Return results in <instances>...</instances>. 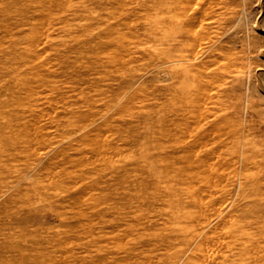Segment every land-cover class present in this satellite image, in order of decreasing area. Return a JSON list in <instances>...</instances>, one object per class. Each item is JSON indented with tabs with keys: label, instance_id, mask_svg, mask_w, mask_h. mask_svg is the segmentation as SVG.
<instances>
[{
	"label": "rangeland",
	"instance_id": "obj_1",
	"mask_svg": "<svg viewBox=\"0 0 264 264\" xmlns=\"http://www.w3.org/2000/svg\"><path fill=\"white\" fill-rule=\"evenodd\" d=\"M163 1L166 28L161 0H0V264H243L238 209L264 225V0Z\"/></svg>",
	"mask_w": 264,
	"mask_h": 264
},
{
	"label": "bare ground",
	"instance_id": "obj_2",
	"mask_svg": "<svg viewBox=\"0 0 264 264\" xmlns=\"http://www.w3.org/2000/svg\"><path fill=\"white\" fill-rule=\"evenodd\" d=\"M195 1H198V0H195ZM191 2V1H190ZM214 2V1H213ZM196 3H198V2H196ZM210 3V2H209ZM159 7H158V11H159V14H161V19H159V25L161 26V27H163V28H166L168 25H169V22L171 21L170 20V18H167V16L165 15L166 14V10L168 9L167 7H169V5H167V4H165L164 3V1L163 0H161V2H159ZM192 4V3H191ZM199 4V3H198ZM198 4H196L197 6H198ZM202 4H205V3H202ZM211 4V3H210ZM206 5V4H205ZM209 5V4H208ZM212 5H214V4H212ZM215 5H216V3H215ZM214 5V6H215ZM194 6H195V3H194ZM193 6V7H194ZM202 6V5H201ZM201 6H198L199 8L201 7ZM213 6V7H214ZM215 8V7H214ZM201 9H203V6H202V8ZM209 9V8H208ZM207 10V9H206ZM205 10V11H206ZM217 10H218V8H217ZM217 10L215 9H213L212 11H215V12H217ZM204 11V10H203ZM208 11V10H207ZM211 10H209L208 11V14H211V12H210ZM220 11V10H219ZM202 12V11H201ZM210 12V13H209ZM189 13V12H188ZM204 13V12H203ZM202 13V14H203ZM206 15H207V13H205ZM201 15V14H200ZM204 15V14H203ZM205 15V16H206ZM199 16V15H198ZM204 16V17H205ZM201 17V16H200ZM204 17H202V18H200L201 20L202 19H204ZM212 17V16H211ZM199 18V17H198ZM207 18V16L205 17V19ZM214 18V17H213ZM204 19V20H205ZM208 19V18H207ZM203 22V21H202ZM207 22H208V20H207ZM194 23V22H193ZM196 23V22H195ZM198 23V22H197ZM200 23V22H199ZM198 23V24H199ZM200 25V24H199ZM207 28V27H206ZM207 29H209V28H207ZM194 32V31H193ZM170 33H172V32H170ZM172 35H173V33H172ZM172 35H170V36H172ZM193 35H194V33H193ZM197 46H199L198 45V43H197ZM201 46V45H200ZM197 48V47H196ZM195 48V49H196ZM198 49V48H197ZM196 49V50H197ZM190 49L189 48H185V51H184V53H182L181 55H177V58H173V56H172V58L174 59V63H176V64H178V63H188V64H190V62L191 61H193V59H195V58H193V56L194 55H196L195 53L193 54V55H191L190 54V51H189ZM170 52V51H169ZM173 52H176V51H173ZM170 56V55H169ZM170 56V57H171ZM207 58V57H206ZM166 60V59H165ZM172 60V59H171ZM204 60H206V59H204ZM207 61V60H206ZM202 62H205V61H203L202 60ZM168 63V60H166V62H164V64H167ZM177 70H179V69H177ZM162 73V72H161ZM184 76V75H183ZM210 76V75H209ZM226 76V75H225ZM211 77V76H210ZM185 78H187V77H185ZM183 79V78H182ZM181 79V80H182ZM184 81L186 80V79H183ZM182 80V81H183ZM179 82V81H178ZM225 82V81H224ZM98 83V82H97ZM188 83H190V82H188ZM134 85V84H133ZM229 85V84H228ZM168 86H170V85H168ZM186 86H188L189 87V84L188 85H186ZM212 86V85H211ZM210 86V87H211ZM222 86H224L223 85V83H222ZM226 86V85H225ZM207 87V86H206ZM209 87V85H208V89L210 88ZM212 88V87H211ZM218 88V87H217ZM220 88H221V86H220ZM202 89V88H201ZM207 89V88H206ZM212 89H214V88H212ZM219 89V88H218ZM218 89H216V90H218ZM130 90V89H129ZM191 90V89H190ZM210 91H211V89H209ZM213 91H215V89L213 90ZM212 91V92H213ZM188 93H191V91L190 92H188ZM208 93V92H207ZM206 94V93H205ZM204 94V95H205ZM229 94V93H228ZM201 95H202V93H201ZM208 95H210V94H208ZM203 96V95H202ZM215 96V95H214ZM206 97V96H205ZM217 97V96H216ZM219 98H221V97H219ZM224 98H225V96H224ZM202 99V98H201ZM204 99V98H203ZM205 99H207V98H205ZM211 99V98H210ZM216 99H218V98H216ZM208 100V99H207ZM207 100H206V103H208L207 102ZM225 100V99H224ZM210 101V100H209ZM220 101V100H219ZM199 103H203V101L202 100H200V102H198L197 103V106L199 105ZM194 105H196L195 103H193V102H191V104L189 105V106H186L187 108H189L190 106L191 107H193ZM203 106V105H202ZM206 106V105H205ZM204 107V106H203ZM187 108H183L184 110H183V113L184 114H186L187 113ZM199 108V107H198ZM226 108V107H225ZM200 109V108H199ZM224 111V110H223ZM224 113V112H223ZM226 113V112H225ZM206 114H208V113H206ZM212 114V113H211ZM222 114V113H221ZM209 115H210V113H209ZM208 115V116H209ZM216 115V114H215ZM207 116V115H206ZM212 116H210L209 118H211ZM215 117V116H214ZM208 120V119H207ZM210 120V119H209ZM204 125V124H203ZM211 131V130H210ZM210 133V132H209ZM208 133V134H209ZM245 135V134H244ZM245 137V136H244ZM246 139H247V137H246ZM245 139V141L246 142H248L249 143V141L251 142V140H249V141H247ZM234 142V141H233ZM232 142V143H233ZM243 142V141H242ZM231 143V144H232ZM244 143V142H243ZM243 143H241V145L243 144ZM232 145H235V144H232ZM237 145V144H236ZM235 145V146H236ZM213 146V145H212ZM238 146V145H237ZM214 147V146H213ZM212 147V148H213ZM238 147H240V146H238ZM238 147H236V148H238ZM242 147V146H241ZM238 149H241V148H238ZM213 150H215L214 148H213ZM233 150H234V148H233ZM237 150V149H236ZM236 150H234V151H236ZM241 150H243V149H241ZM241 150H239V151H241ZM205 151V150H204ZM211 152H212V150H210ZM231 152H232V149L230 150ZM229 151V152H230ZM244 151V150H243ZM234 154H235V152H234ZM202 155V154H201ZM236 155V154H235ZM238 156H239V154H238ZM233 160V159H232ZM243 168H245V167H243ZM242 178H244L243 180H239V183H237V188L236 189H238V192H237V194L239 195V197H238V200L240 201L241 199H243V197H244V199L247 197V195L246 196H244L243 194H241L240 193V188H245V186H246V183H247V178H245V176L244 177H242ZM131 182H132V180H130ZM129 183V182H128ZM130 184H132V183H130ZM130 184H128V185H130ZM133 185V184H132ZM134 186V185H133ZM136 187V186H135ZM134 187V188H135ZM132 190V189H131ZM145 195H147V194H144L143 195V199H144V196ZM152 194H150V196H151ZM139 196V195H138ZM142 196V195H141ZM130 197L132 198V196L130 195ZM133 197H134V195H133ZM137 197V196H136ZM136 197H134V198H136ZM128 198V197H127ZM126 198V199H127ZM128 199H130V198H128ZM138 199V198H137ZM143 199H142V201H143ZM157 199V198H156ZM161 199H162V197H161ZM171 198H169V200H170ZM132 200H133V198H132ZM140 200V199H139ZM146 200V199H145ZM148 200V199H147ZM128 201H130V200H128ZM139 202V201H138ZM140 203V202H139ZM145 204V203H144ZM140 206H141V204H140ZM144 206H147V205H144ZM153 206H155V205H153ZM162 205L160 204V206L159 205H157V207H161ZM155 210V209H154ZM240 212H239V215H238V221H239V223L237 224V227H238V230H237V241H238V243H240V245H241V247H240V250H239V253H238V259H242V261H243V264H245V262H248L249 264H264V225H262V227H260V228H253V227H251V226H249V225H251V224H249L248 222L247 223H244V221H242L241 220V218H242V216H241V214H242V211H241V209H238ZM162 214V213H161ZM203 214V213H202ZM147 216V215H146ZM155 216V215H154ZM156 216H159L158 214L156 215ZM210 216V215H209ZM148 217V216H147ZM211 218V217H210ZM210 218H208L209 220H210ZM186 218H184V220H185ZM161 220V219H160ZM167 222V221H166ZM197 224V223H196ZM195 224V225H196ZM147 225V224H146ZM198 226V225H197ZM248 228H250V229H248ZM210 229V228H209ZM208 231V230H207ZM206 233V232H205ZM208 235V234H207ZM211 235L209 234V237H210ZM125 241V240H124ZM246 242H249L250 244H249V246H247L246 245ZM220 244V243H219ZM217 246V245H216ZM215 246V247H216ZM221 246V245H220ZM174 248V247H173ZM205 248H206V246H205ZM209 248V247H208ZM217 248V247H216ZM219 248V247H218ZM210 249V248H209ZM172 250V249H171ZM207 250V249H206ZM217 251H218V249H217ZM210 252H211V250H210ZM216 253V252H215ZM214 255V254H213ZM212 255V256H213ZM211 256V257H212ZM174 257V256H173ZM156 258V257H155ZM212 260V259H211ZM215 260V259H214ZM152 261H154V260H152ZM152 261H149V262H152ZM148 262V261H147ZM155 262H156V260H155ZM207 262V261H206ZM206 262L204 261V263L206 264ZM211 262V261H210ZM152 263H154V262H152ZM212 263V262H211Z\"/></svg>",
	"mask_w": 264,
	"mask_h": 264
}]
</instances>
